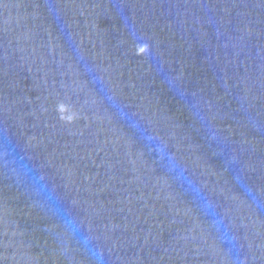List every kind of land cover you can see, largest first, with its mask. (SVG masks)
<instances>
[{
  "label": "water",
  "instance_id": "water-1",
  "mask_svg": "<svg viewBox=\"0 0 264 264\" xmlns=\"http://www.w3.org/2000/svg\"><path fill=\"white\" fill-rule=\"evenodd\" d=\"M0 264H264V0H0Z\"/></svg>",
  "mask_w": 264,
  "mask_h": 264
}]
</instances>
